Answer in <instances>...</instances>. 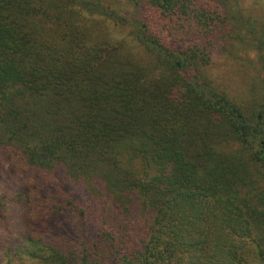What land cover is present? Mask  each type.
<instances>
[{"label":"trees","instance_id":"obj_1","mask_svg":"<svg viewBox=\"0 0 264 264\" xmlns=\"http://www.w3.org/2000/svg\"><path fill=\"white\" fill-rule=\"evenodd\" d=\"M199 5L0 0V155L43 188L0 197L1 219L8 202L21 210L18 251L39 264H264V103L245 107L206 73L225 15ZM84 12L131 42L94 40ZM184 21L193 43L166 41Z\"/></svg>","mask_w":264,"mask_h":264},{"label":"rangeland","instance_id":"obj_2","mask_svg":"<svg viewBox=\"0 0 264 264\" xmlns=\"http://www.w3.org/2000/svg\"><path fill=\"white\" fill-rule=\"evenodd\" d=\"M198 5H207L217 8L222 17L225 15V24L221 26V31L216 32L215 44L211 47L212 64L206 67V73L210 74L215 85L235 101L245 107L259 108L264 103V67L260 61L259 54L264 50L261 40L264 39V0H194ZM199 5V6H200ZM141 9L149 12V4H144ZM82 14L76 20L77 24L88 23L92 38L95 40V33L108 41L131 42V34L125 26L114 24L110 20L95 17L90 13ZM20 27L24 29V21L20 19ZM172 24H174L172 22ZM28 25V24H27ZM26 25V26H27ZM195 22L184 21L178 26L167 27L163 35L166 41L176 39L181 46L191 45L194 41L192 32ZM31 27V26H28ZM179 30L188 33H179ZM46 35L47 32L45 31ZM33 38V37H32ZM262 47V49H260ZM136 51V50H134ZM3 149L0 148V151ZM11 150V149H10ZM12 169L0 155V197L6 192L12 196L26 190L33 194L35 198L41 196L43 188L39 184V179L34 173L20 174L14 177L9 174ZM38 189H37V188ZM6 189V190H5ZM5 199V198H4ZM9 212L5 213L4 219L0 218V264H8L7 244L13 248L10 256V264H39L37 260L29 258L18 247L8 242L12 238H17L16 230L21 210L12 206L8 202ZM8 210V209H7ZM46 224L48 233L53 231V222ZM47 233V234H48Z\"/></svg>","mask_w":264,"mask_h":264}]
</instances>
